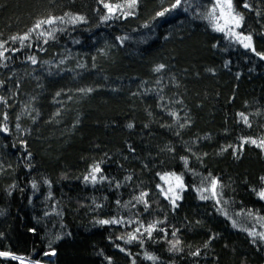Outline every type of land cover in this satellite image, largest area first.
<instances>
[{
  "label": "trees",
  "instance_id": "obj_1",
  "mask_svg": "<svg viewBox=\"0 0 264 264\" xmlns=\"http://www.w3.org/2000/svg\"><path fill=\"white\" fill-rule=\"evenodd\" d=\"M174 2L138 0L105 21L100 0H0V264H264L249 235L264 232V150L241 147L264 140V0H232L233 31L255 51L213 30L215 0L156 17ZM49 17L65 22L34 29ZM29 29L24 46L11 41ZM97 164L106 179L86 182ZM167 174L185 185L175 208L157 187ZM212 178L215 198L199 191ZM113 218L124 225L96 223ZM141 224L156 225L152 238L125 243Z\"/></svg>",
  "mask_w": 264,
  "mask_h": 264
},
{
  "label": "snow or ice",
  "instance_id": "obj_2",
  "mask_svg": "<svg viewBox=\"0 0 264 264\" xmlns=\"http://www.w3.org/2000/svg\"><path fill=\"white\" fill-rule=\"evenodd\" d=\"M101 3H103V7L105 9H107L109 15L104 16V20H110L112 19L115 14L120 11L122 12V15L124 17H128V16H132L134 15L135 12V8L138 4V0H127V3L125 6H121L120 4H111V3H105L104 0H100ZM211 2V0H210ZM182 4V0H175L174 3L170 4V7H166L163 8L162 11H158L156 13V17H162L164 15H166L167 13L177 9L178 7H180ZM245 8H249V4L244 3L243 5ZM217 9H219V15L216 14ZM67 15V14H65ZM205 19H207L210 23H212L213 25V30L216 32H221L224 33L225 29L228 28L229 31L226 33V35H231V36H235L237 41L239 43H241L243 45V47L245 49H252V37L251 35H242V34H238L235 31H233V27L234 28H240L242 26V20H243V16H241L239 13L234 12L233 9V3L232 0H215V2L213 3V6L211 8L210 11H208L207 15L205 16ZM57 20H59L61 23H64V19L63 17H49L45 20H41L38 21L35 25H34V29H40L42 25L44 24H54ZM84 20V17L82 16H74V17H70L68 22L72 23V24H76L77 22H82ZM223 21V25H221L219 23V21ZM145 27H147V25H145ZM33 31V29H29V32L26 33L25 35L22 36H12L10 37L11 41L15 42L17 40L20 41L21 46H24V42L26 40L29 39V36L31 34V32ZM39 35H44L43 32L39 33ZM49 38H54L53 37V33L50 31L47 33ZM121 39V38H118ZM45 43H47L48 41L45 40ZM7 43V41H3L0 42V49H3L2 51H0V58H5V53L9 51L8 48L5 47V44ZM29 47H31V45H28ZM19 49H13L12 51H18ZM253 51H255V49H252ZM257 55L260 56L261 59H264V54L261 53H256ZM28 59L35 64L36 63V59L34 56H29ZM165 68V65L160 64L158 65L154 71L155 72H160L161 70H163ZM93 89L92 88H87V89H81L80 91L82 92H88L90 93ZM59 95V93L57 94ZM172 117L175 119L177 117L176 113H171ZM242 117L243 122L245 124H247L249 127H251L250 122L248 121V117L245 116L243 113L238 114ZM4 119L7 120V114H5ZM184 124H180V127H184ZM129 128H132L133 125L129 124L128 125ZM0 131H7L6 127H0ZM242 140V144L241 147L243 146V144L245 143H251L259 148H261L262 150H264V140H259L257 141L256 139H252V138H241ZM227 150V149H224ZM234 153L237 151V149H233ZM185 162V165H187V159L183 158ZM102 169L100 167L99 164L95 165L94 167H92L90 169V172L88 175L84 176V180L86 182H90L92 184H96L98 182H101L103 180L106 179V177H104L103 175H99V173H101ZM176 180V185H175V189L172 186H169L168 188V193H172L173 194V198L171 199V204L173 206V208L177 207L176 205V201L180 199V196L176 194V190H184L185 189V185L183 184L182 181V177L181 176H176L175 174H172ZM166 177L165 176H161V180H165ZM207 179V178H206ZM262 180H264V177L261 178ZM220 184L219 181L216 178H212L210 181V184L208 185V187L199 189V191L201 192H211V197L215 198L217 196V190L219 188ZM33 187H35V185H33ZM158 188H160L161 192H164V189L160 186L157 185ZM148 195V193L143 192L141 193L139 196L134 197V199L136 200L137 203H141L143 202L145 205V209L147 210L148 208V204L147 201L145 200V197ZM256 195L258 196V198L260 200H264V189L259 190L258 192H256ZM168 195L167 193L165 194V199H168ZM210 197L208 195H201L200 199L202 200H206L209 199ZM119 203V201L117 202ZM97 224L104 226V225H124L125 221L121 220V219H100L98 221H96ZM129 223H133L131 221H129ZM141 228L144 229L143 232H141ZM156 230V225L155 224H150V225H143L141 224L140 227H137L135 229L134 233H129L127 236V239L125 240V243H131L133 240H137L140 239L141 244H143V239H141V237H143L144 233H147L148 238H152V232ZM161 231H163L161 229ZM139 234V235H137ZM172 235L175 237L176 236V232H173ZM249 235H252L254 237H258L261 241H264V232H260L257 233L255 232V230H253L252 232L249 233ZM57 239H59V237H57ZM171 244V248L169 249L170 251L175 250V251H179L180 249L178 248V245L180 244V240L176 239L175 241H168ZM207 246V244L205 245ZM125 249L120 248V251H124ZM46 255L48 253H45ZM54 254V252L52 253ZM9 253L7 252H0V256H8ZM192 255H199V252H194L192 253ZM146 258L149 260H155L156 258L150 255L146 254ZM13 260L18 259V257L16 256H12Z\"/></svg>",
  "mask_w": 264,
  "mask_h": 264
},
{
  "label": "rangeland",
  "instance_id": "obj_3",
  "mask_svg": "<svg viewBox=\"0 0 264 264\" xmlns=\"http://www.w3.org/2000/svg\"><path fill=\"white\" fill-rule=\"evenodd\" d=\"M166 177L165 180H161V187L164 189V192H162V194L165 196V194L167 193L168 197L170 198V200L173 198V194L172 193H168V188L169 186H172L175 189V185H176V180L174 178L173 175L167 174V175H163ZM180 190H176V194L179 195Z\"/></svg>",
  "mask_w": 264,
  "mask_h": 264
},
{
  "label": "water",
  "instance_id": "obj_4",
  "mask_svg": "<svg viewBox=\"0 0 264 264\" xmlns=\"http://www.w3.org/2000/svg\"><path fill=\"white\" fill-rule=\"evenodd\" d=\"M263 54H264V53H263ZM259 59H260L262 62H264V59H261L260 56H259Z\"/></svg>",
  "mask_w": 264,
  "mask_h": 264
}]
</instances>
